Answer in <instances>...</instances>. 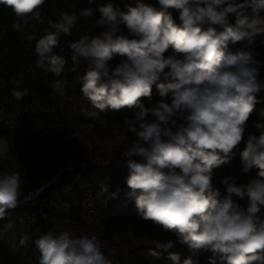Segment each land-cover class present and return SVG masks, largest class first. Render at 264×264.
I'll return each instance as SVG.
<instances>
[{
	"label": "clouds",
	"instance_id": "1",
	"mask_svg": "<svg viewBox=\"0 0 264 264\" xmlns=\"http://www.w3.org/2000/svg\"><path fill=\"white\" fill-rule=\"evenodd\" d=\"M44 3L0 0L16 17L31 15L41 23L39 9ZM158 4L159 10L145 3L125 4L123 10L111 2L79 10L83 18L98 12L95 23L103 29L70 44L72 70L78 57L90 65L80 78V90L99 110L82 111L102 124L101 112L135 109L134 118L126 117L125 123L136 139L122 153L120 163L128 170L126 196L134 201L139 216L177 235L176 241H155L156 249L168 251L180 243L193 255L211 252L208 264H264V122L255 123L260 134L249 135L240 153L242 173L255 169L256 176L240 185L225 177L223 196L212 183L213 169L230 162L256 104L264 102L258 99L264 91L259 79L264 62L253 51L229 47L244 40L251 44L264 34V0H158ZM170 8L178 10L180 24ZM229 14L235 16L234 23L229 22ZM49 23L55 31L36 42V64L43 68L47 59L44 71L60 77L65 58L47 54L58 45L59 34L71 35L78 16L74 11L61 12L59 23ZM11 27L20 31L22 25L14 22ZM170 47L174 54L166 57ZM117 55L126 59L110 67ZM65 83L55 80L52 86L63 94ZM153 85L163 99L146 107L142 98L151 99ZM17 89L11 95L22 100L28 90ZM260 115L264 117V110ZM8 150L6 139L0 138V157ZM119 192L117 188L109 193L102 186L97 197L108 194L114 199ZM20 195V175L0 173V219L20 204ZM234 197H246L247 207ZM28 242L26 235L19 239L21 246ZM35 244L39 264H112L95 235L73 237L69 231L49 230ZM149 254L160 255L152 249ZM169 259L173 264H200L192 256L181 261L175 252L169 253Z\"/></svg>",
	"mask_w": 264,
	"mask_h": 264
},
{
	"label": "trees",
	"instance_id": "2",
	"mask_svg": "<svg viewBox=\"0 0 264 264\" xmlns=\"http://www.w3.org/2000/svg\"><path fill=\"white\" fill-rule=\"evenodd\" d=\"M109 2L123 10H126L125 4L135 7L138 3L160 9L158 0H45L39 9L41 23L33 20L31 15L18 18L11 8L0 5V138L6 139L9 149L0 157V173L17 172L21 183L20 204L8 210L6 218L0 219V264H39L35 240L49 230L69 231L73 237L95 235L112 264H173L169 259L170 252L179 253L181 261L192 256L200 264H208L211 252L200 251L193 255L187 245L175 243L168 251L156 249L155 241H176L177 235L142 219L134 201L126 196L128 170L120 161L122 153L136 139L125 123L126 117L134 118L135 109L101 112L102 124L82 111L99 110L94 109L80 90V78L90 65L78 57L76 70H72L74 51L70 44L82 35L95 36L103 31L95 23L98 12L92 18H83L79 17V10L98 9ZM73 11L78 16V23L71 35L59 34L58 45L47 54L66 60L63 74L56 77L44 71L49 66L47 59L43 68L37 66L36 42L55 31L49 22L59 23L61 12ZM168 11L180 24L178 10L170 8ZM14 22L22 25L20 31L11 27ZM229 22H235L233 14H229ZM215 27L222 30L220 26ZM123 34H128L126 28ZM29 36L34 39L30 41ZM229 47L232 51H253L256 58L264 62V34L257 35L251 44L244 40ZM173 54L170 47L164 55ZM177 58L182 55L177 54ZM125 59L115 56L109 62L110 67L114 68ZM260 73L259 79L264 81V65ZM55 80L66 81L62 85L63 94L52 86ZM17 81L21 82L19 86ZM14 87L28 90L22 100L12 97ZM161 99L153 85L151 99L142 98V102L146 107H152ZM258 99L264 101V91L258 94ZM166 102H171L170 96ZM261 110H264V102L256 104L242 142L233 150L230 162L213 169L212 183L222 196L226 194V186L222 183L225 177L235 178L240 185L256 176L255 169L242 173L240 153L249 135L258 137L260 134L254 125L264 122ZM148 119H152L151 115ZM102 186H107L109 193L119 188L118 197L110 199L105 194L98 198ZM234 199L247 207L246 197ZM261 214L264 215V207ZM24 235L29 242L21 246L19 239ZM150 249L160 255H150Z\"/></svg>",
	"mask_w": 264,
	"mask_h": 264
}]
</instances>
